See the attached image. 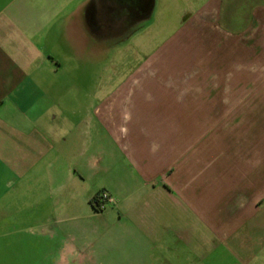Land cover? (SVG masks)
<instances>
[{
  "label": "crops",
  "instance_id": "crops-1",
  "mask_svg": "<svg viewBox=\"0 0 264 264\" xmlns=\"http://www.w3.org/2000/svg\"><path fill=\"white\" fill-rule=\"evenodd\" d=\"M148 2L76 91L97 0H0V264L264 258V0Z\"/></svg>",
  "mask_w": 264,
  "mask_h": 264
},
{
  "label": "flooded vegetation",
  "instance_id": "flooded-vegetation-1",
  "mask_svg": "<svg viewBox=\"0 0 264 264\" xmlns=\"http://www.w3.org/2000/svg\"><path fill=\"white\" fill-rule=\"evenodd\" d=\"M101 38L107 42L127 36L148 14V0H97Z\"/></svg>",
  "mask_w": 264,
  "mask_h": 264
},
{
  "label": "rangeland",
  "instance_id": "rangeland-1",
  "mask_svg": "<svg viewBox=\"0 0 264 264\" xmlns=\"http://www.w3.org/2000/svg\"><path fill=\"white\" fill-rule=\"evenodd\" d=\"M159 14L160 16L162 12H154V14ZM154 14H152L151 18L149 19H145L142 20L141 22H139L137 24L136 27H138L139 30H142V35L139 37L137 36V39H134L133 42H138V45H153L155 44V39L160 37L158 35V29L160 30L161 28H167L168 26V22L171 20H167V19H163L159 16H154ZM173 21V20H172ZM155 28L157 32L154 33V31L152 30V28ZM136 29H134L135 31ZM132 32V31H131ZM153 33V35H151ZM157 33V35H156ZM129 35L125 36L128 37ZM156 36V38H155ZM129 42V41H128ZM112 43V41L107 42L106 44V52L105 53H100V55H92L89 63L90 66L82 68V67H77L74 70V81H73V88L76 91H83V90H89V91H94L95 90V86L97 84H93V80L95 77H97L100 74L101 68H103L104 64L106 63V61L108 62L109 59L111 58L108 53L109 50L112 49L113 44H109ZM122 56V54L120 55ZM87 58V56H86ZM86 77L89 78L91 77V80L89 82H86ZM118 81V80H117ZM117 85L112 84L111 86H108L107 90L111 91L114 90L116 88V86H119V81L118 83L116 82ZM256 250V249H255ZM262 253L260 252H256L254 254V259L252 261H254V263H250V264H264V258L261 257ZM247 264H249V262H246Z\"/></svg>",
  "mask_w": 264,
  "mask_h": 264
},
{
  "label": "built area",
  "instance_id": "built-area-1",
  "mask_svg": "<svg viewBox=\"0 0 264 264\" xmlns=\"http://www.w3.org/2000/svg\"><path fill=\"white\" fill-rule=\"evenodd\" d=\"M112 199L105 191H99L92 199L93 208L95 211H102Z\"/></svg>",
  "mask_w": 264,
  "mask_h": 264
}]
</instances>
